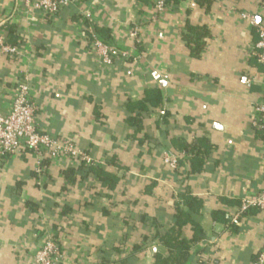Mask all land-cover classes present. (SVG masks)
<instances>
[{"label": "crops", "instance_id": "0c3cea01", "mask_svg": "<svg viewBox=\"0 0 264 264\" xmlns=\"http://www.w3.org/2000/svg\"><path fill=\"white\" fill-rule=\"evenodd\" d=\"M69 1L45 16L18 0H0V31L21 52L0 56V114L10 112L25 74L38 129L71 140L121 179L108 191L79 173L69 183L63 172L81 164L67 158H38L24 148L0 158V264H33L46 235L59 246L60 264H100L103 253L116 261L145 240L122 264H154L166 252L145 220L168 225L185 195L200 203L194 221L204 237L189 243L179 264H252L264 246V211L233 219L243 199L264 190V140L251 123L264 100V69L246 19L263 22L264 0H214L206 12L194 0H174L161 17L150 0ZM186 25L208 34L198 58L181 38ZM94 39L130 58L101 66ZM153 88L166 97L167 124L161 126L162 112L150 113L144 122L150 139L141 143L143 133L133 137L124 125V105ZM174 138L207 142L212 150L201 171L191 173L183 162L175 174L167 168L163 156ZM192 235L185 226L184 239Z\"/></svg>", "mask_w": 264, "mask_h": 264}, {"label": "built area", "instance_id": "2783aa9c", "mask_svg": "<svg viewBox=\"0 0 264 264\" xmlns=\"http://www.w3.org/2000/svg\"><path fill=\"white\" fill-rule=\"evenodd\" d=\"M20 5L45 16H56L64 7L68 6L69 0H18ZM155 15L163 16L171 9L169 0H150ZM250 25L255 28L258 42L256 59L264 69V19L256 24L252 17L246 16ZM133 36H136V29ZM91 49L98 58L99 64L104 67H112L115 61L127 60L130 55L126 51L94 39ZM0 56L21 58V52L17 46L7 42L5 35L0 31ZM35 106L30 98V84L28 77L22 74L16 83L10 112L0 114V158L13 155L21 149H27L38 158L47 156L49 159L67 158L74 164L94 165L93 159L85 152L79 150L74 142L66 138L50 136L41 132L35 121ZM252 126L264 135V100L253 110ZM163 162L170 171H175L176 159L164 154ZM39 165V164H38ZM40 172V170H38ZM249 210L264 211V190L258 195L243 199L237 210L233 222L240 215ZM61 252L53 235H46L43 244L33 255V264H60ZM252 264H264V246Z\"/></svg>", "mask_w": 264, "mask_h": 264}, {"label": "trees", "instance_id": "16d2710c", "mask_svg": "<svg viewBox=\"0 0 264 264\" xmlns=\"http://www.w3.org/2000/svg\"><path fill=\"white\" fill-rule=\"evenodd\" d=\"M195 3L203 8L204 11H208L214 0H194ZM171 7L173 8L174 0H169ZM8 33H12V28L7 26ZM4 31V30H3ZM100 33V31H99ZM6 37V36H5ZM208 37L206 30L203 28L192 27L186 25L185 32L181 35L182 40L185 42L190 54L194 58H198L204 46V39ZM17 46V45H14ZM166 97L164 93L157 88L145 90L143 96L139 100L128 101L124 105V125L127 129L132 130L133 137L137 134L143 133L142 140L139 142H147L150 138L144 133L145 118L150 113L160 111V122L163 128H166L168 112L164 111ZM166 133V130L164 131ZM264 140V135L258 131ZM157 147H162L160 143H156ZM175 146L177 147L175 150ZM211 147L205 140L198 139L193 142H175V138L170 140V148L167 153L176 159L178 163H190L191 173L201 171L203 164L211 153ZM44 165V162L42 163ZM177 168V167H176ZM175 174V171H172ZM79 173L80 178L91 177L102 188L108 191L114 190L120 182V177L117 174H113L102 170L96 165L86 166L81 164L76 170L68 169L63 172V177L69 182L73 183L75 175ZM200 210V203L196 199L183 196V201L180 205H174V214L171 222L168 225H162L159 220H145V225L148 228H154V235L151 237L152 241H155L161 249L166 253H157L155 256L154 264H179L186 261L187 251L189 243L198 242L203 239L204 234L201 227L194 221V216L198 214ZM69 210L64 208L62 214H67ZM144 217L141 216V220L144 221ZM187 225L192 226L193 235L192 238L187 241L183 237V228ZM147 240L141 244L134 245L132 250L125 258H118L116 261L106 260L104 253L101 256L100 264H106L107 262L113 264L125 263L126 259L132 257L135 253L141 251V249L147 245ZM57 244V243H56ZM58 246V244H57ZM59 247V246H58ZM111 252L118 257H121L122 251L117 247H113ZM106 254V253H105ZM112 254V253H111ZM112 254V255H113ZM115 256V257H116Z\"/></svg>", "mask_w": 264, "mask_h": 264}]
</instances>
